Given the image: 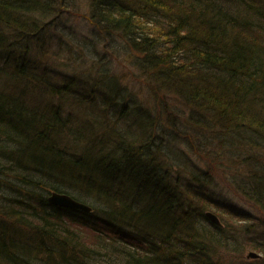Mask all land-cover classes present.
Wrapping results in <instances>:
<instances>
[{"label":"trees","instance_id":"trees-1","mask_svg":"<svg viewBox=\"0 0 264 264\" xmlns=\"http://www.w3.org/2000/svg\"><path fill=\"white\" fill-rule=\"evenodd\" d=\"M84 4V51L125 52L174 103L156 117L108 65L44 68L29 40L63 39L80 0H0V264H264L241 258L252 214L210 192L221 179L264 213V0Z\"/></svg>","mask_w":264,"mask_h":264},{"label":"rangeland","instance_id":"rangeland-1","mask_svg":"<svg viewBox=\"0 0 264 264\" xmlns=\"http://www.w3.org/2000/svg\"><path fill=\"white\" fill-rule=\"evenodd\" d=\"M80 2L82 3L81 5L82 7L79 8L80 9L79 12H76L73 9H69L66 7L63 8L62 9L63 17L61 18L62 21L58 24V26L56 25V27H54L55 26L54 25L52 27L54 28V30L57 31H60L61 29L64 28L63 31H61L62 37L64 36L63 39L55 38L56 36L55 34L54 36H52V38H49L48 41L44 39L33 40V38L30 39L31 41L29 40L30 44L32 45L42 44L41 47H37L34 50V55H38L39 53H44L45 59H41V60H45L47 62V63L45 61L43 62V64H45L44 68H47L46 70H49V68L52 67L53 70H57L63 73L65 72L64 76L66 74H72L73 76L71 77L72 79H74V76L78 74L82 75L85 72L92 70V69L90 70L87 69L89 68L88 66L90 64L94 66L93 68L94 69L93 73L95 75L94 77H98L99 75L97 74V70L103 69L106 65H108V67L111 69L110 72L118 76V81L121 84L129 86L132 92H138V98H140L138 102L141 105H143L145 109H148L152 112L154 111L156 117L158 116L160 118L162 116V112H161L162 110H160V106L158 105V102H162L163 106L167 110L169 106L172 107V104L174 103L173 98L169 96L170 94L166 95L165 93H159V92H158L159 95L154 96L151 91V87H149L147 83L143 82L142 79H139L135 75L130 76L131 63H129L128 58H124L125 52L115 53L113 52V50L105 48V45L101 41L100 42L97 41V43L99 44L97 45V49L102 48L101 51L98 52H100V54H103L104 56L101 59H97L96 55L93 52L89 53L88 51H84L83 43L88 40L90 42V40L91 39L94 40L95 37L96 40H98V36L97 33H95L94 31L95 29L92 26L91 21H89V19L86 18L85 16L86 14L84 13L85 12L84 2H87V0H80ZM69 30H74L75 33L73 32L72 34ZM48 42L50 43L49 46L50 48L48 47L49 45ZM78 47H82L81 49H83L84 51V53H80L78 55L79 59L82 61L81 65H83V69L79 68L78 66L76 67V65L79 64V62L77 61V59H75V56L70 51L73 48L78 49ZM49 56H51V58ZM90 56L92 58H89ZM106 61L108 62L107 64ZM101 64L103 66H101ZM76 69H78V72ZM130 82L134 83V85L130 84ZM155 97H157L158 100L154 99ZM53 99H54L53 101L54 104L56 105V107H58L59 101L57 97H54ZM153 99L154 101H152ZM149 100H151L152 103H150ZM177 106L181 109V111H184L185 107H183L182 105L180 106V104H177ZM73 110L76 112L77 108L76 109L73 108ZM76 113L78 115V119L82 118L85 115L83 112H80V115L78 114V112ZM76 113L73 112V115H75ZM211 164L213 163L211 162ZM217 181L218 182L214 186L210 185L211 193H214L219 198L226 200L232 209L246 210L252 214L251 219H249L250 220L249 222H253V224L250 225L249 228V230H252L251 232L253 234L252 240L244 241L243 243L244 246L242 248L243 254L241 258L243 260L244 259L245 260L256 259L257 261L260 260L261 258L264 257V250L263 248L256 247L255 245H260L262 244V241H264V213H262L259 210V208L256 207L252 202L247 200V198L243 197L240 193H238L237 188L234 189L232 186H230L221 179H217ZM255 220H257L258 222L254 223ZM241 228L242 226L239 229ZM246 237L247 236H243V238ZM249 238L251 239V237ZM251 251L257 254L256 257H251L247 255ZM232 257L235 258V255L233 254Z\"/></svg>","mask_w":264,"mask_h":264},{"label":"water","instance_id":"water-1","mask_svg":"<svg viewBox=\"0 0 264 264\" xmlns=\"http://www.w3.org/2000/svg\"><path fill=\"white\" fill-rule=\"evenodd\" d=\"M48 200L51 203L59 204V205H63V206L75 208V209L89 210L90 208L87 204L75 199L71 195L64 193V192H58L55 190L51 191V193L48 196ZM206 215L209 217V219L212 222L219 223V220L214 213L207 211ZM247 255L251 257H256L257 254L251 251Z\"/></svg>","mask_w":264,"mask_h":264}]
</instances>
